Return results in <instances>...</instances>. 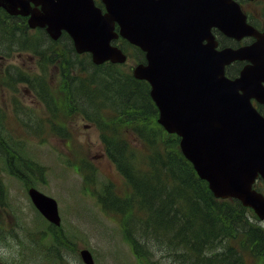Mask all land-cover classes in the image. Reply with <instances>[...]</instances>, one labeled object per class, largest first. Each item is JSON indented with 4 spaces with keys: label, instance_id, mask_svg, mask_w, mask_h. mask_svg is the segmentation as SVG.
Here are the masks:
<instances>
[{
    "label": "water",
    "instance_id": "95a60500",
    "mask_svg": "<svg viewBox=\"0 0 264 264\" xmlns=\"http://www.w3.org/2000/svg\"><path fill=\"white\" fill-rule=\"evenodd\" d=\"M29 1L34 2L0 0V7L12 14L30 13L28 25H46L54 39L65 30L75 50L91 53L94 64L125 60L110 45L118 34L140 48L146 65H137L133 76L150 84L158 122L180 135L183 155L215 197L236 198L264 219V196L251 190L258 175L264 180V117L250 103L253 98L264 104V32L246 23L235 0H102L103 15L92 0H39L42 12L30 10ZM211 27L254 42L218 51ZM242 60L249 64L236 78H227L224 67ZM29 196L58 224L53 200L34 189ZM80 256L93 264L87 250Z\"/></svg>",
    "mask_w": 264,
    "mask_h": 264
},
{
    "label": "trees",
    "instance_id": "16d2710c",
    "mask_svg": "<svg viewBox=\"0 0 264 264\" xmlns=\"http://www.w3.org/2000/svg\"><path fill=\"white\" fill-rule=\"evenodd\" d=\"M58 55L67 63L66 53ZM90 67L89 78L71 81L83 105L94 117L107 110L116 115L112 125L148 137L150 152L145 154H139L138 143L116 138L120 131L114 128L103 141L130 194L120 197L109 185L100 202L119 215L140 262L264 264V229L250 221L249 211L234 200L213 198L180 154L175 136L165 135V142L156 139L160 130L151 121L156 112L145 85L112 65ZM255 188L264 191L258 183Z\"/></svg>",
    "mask_w": 264,
    "mask_h": 264
},
{
    "label": "rangeland",
    "instance_id": "374dc122",
    "mask_svg": "<svg viewBox=\"0 0 264 264\" xmlns=\"http://www.w3.org/2000/svg\"><path fill=\"white\" fill-rule=\"evenodd\" d=\"M62 46L63 42L58 47L62 48ZM123 47L132 60L139 57L136 50L128 49L125 45ZM21 53L22 56H13L7 60L6 68L11 74L22 71L31 77L38 76L35 74L36 60L32 59L28 52ZM132 60L127 65L117 67V72L131 73L130 68L135 65ZM73 62L85 64L86 59L74 58ZM3 64L5 63L0 61V76ZM85 66L88 75V64L86 63ZM57 67L55 65L54 71L53 66L49 64L45 70L39 69L40 72L44 71V75L39 76L43 85L49 86L55 95L49 107L44 110L38 101L28 95L26 90H29L30 86L27 83H16L17 90L0 88V119L1 110H6V107L10 110L17 101L18 105L28 112L24 114L25 110H23L21 113L28 128L30 120L37 124L38 128H32L39 129L38 134L34 135L27 130L23 132L18 120L12 119L7 114L4 116L5 124L12 126V131L21 134L31 143L9 144L17 147L18 150L21 149V158L15 162V167L40 192L55 199L61 212L59 215L62 226L58 229L61 236H55L53 239L49 235L43 220L37 217L31 207L23 183L8 172L5 156L0 151V227L4 229L0 233V262L82 264L78 251L87 248L97 264H138L120 232L117 218L102 212L96 201L97 194L101 193L106 184L113 185L122 196L127 195L128 189L114 166L105 157L97 130L94 127L84 128V125L89 124L88 119L83 118L86 116L79 112V115L73 114L65 118L69 114V106L59 92L63 79H57L55 73ZM70 71L72 77L80 75L74 67ZM73 100L85 111L91 110L83 105L77 92ZM12 101H14L13 106ZM29 110H33L34 115L38 114V117L30 119L32 114ZM151 121H154V117ZM52 124L58 125L54 126V129L51 127L52 131H50L48 126ZM8 130L0 127V140L4 143L7 141L5 138ZM28 135L36 136V140H31ZM31 162L44 168L43 177L30 172L28 167ZM76 162L82 166L80 172H75L78 169L76 164L71 165ZM85 185L86 189L81 190ZM16 217L21 220L22 229L16 230L21 236L20 241L15 244L12 241L14 239L12 234L14 233L13 218ZM254 222L264 229V222L260 223L256 218Z\"/></svg>",
    "mask_w": 264,
    "mask_h": 264
},
{
    "label": "flooded vegetation",
    "instance_id": "af4514ba",
    "mask_svg": "<svg viewBox=\"0 0 264 264\" xmlns=\"http://www.w3.org/2000/svg\"><path fill=\"white\" fill-rule=\"evenodd\" d=\"M33 6V4H30ZM241 8L243 12L246 14L247 19L250 23L255 25L258 29H264V20L262 19V11H264V0H254V1H247L242 0L240 1ZM252 16L256 18L259 22L253 21L251 18ZM26 19L19 15H8L4 10L0 9V61L2 63L9 60L14 53L12 49H16L17 45L23 44V42H27V39L30 37H35L38 32H42L45 34V30H37L34 29L32 31H24V23ZM24 24V25H23ZM47 36V35H45ZM26 40L24 41L23 39ZM226 46L231 47H238L241 45L248 44L252 41V39H243L240 42H235L231 39H227ZM15 56V55H14ZM245 65L244 62L239 63V67L241 68Z\"/></svg>",
    "mask_w": 264,
    "mask_h": 264
}]
</instances>
